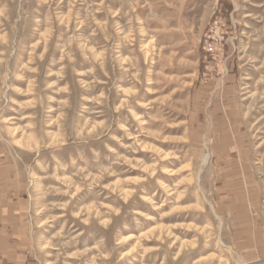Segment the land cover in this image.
<instances>
[{
	"label": "rangeland",
	"instance_id": "rangeland-1",
	"mask_svg": "<svg viewBox=\"0 0 264 264\" xmlns=\"http://www.w3.org/2000/svg\"><path fill=\"white\" fill-rule=\"evenodd\" d=\"M0 140L37 264H264V0H0Z\"/></svg>",
	"mask_w": 264,
	"mask_h": 264
},
{
	"label": "crops",
	"instance_id": "crops-1",
	"mask_svg": "<svg viewBox=\"0 0 264 264\" xmlns=\"http://www.w3.org/2000/svg\"><path fill=\"white\" fill-rule=\"evenodd\" d=\"M0 140V264H37L26 221L27 175Z\"/></svg>",
	"mask_w": 264,
	"mask_h": 264
},
{
	"label": "built area",
	"instance_id": "built-area-1",
	"mask_svg": "<svg viewBox=\"0 0 264 264\" xmlns=\"http://www.w3.org/2000/svg\"><path fill=\"white\" fill-rule=\"evenodd\" d=\"M217 29H220V26L218 25V21L216 20L215 25H213L210 31L207 32L205 39V48L215 54L221 53L223 49V40L225 39L224 35H214L217 32Z\"/></svg>",
	"mask_w": 264,
	"mask_h": 264
}]
</instances>
